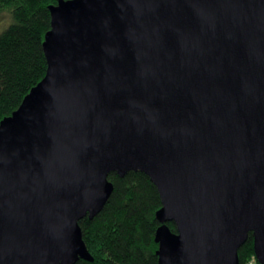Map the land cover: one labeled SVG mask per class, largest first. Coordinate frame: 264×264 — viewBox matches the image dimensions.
<instances>
[{"label": "water", "instance_id": "water-1", "mask_svg": "<svg viewBox=\"0 0 264 264\" xmlns=\"http://www.w3.org/2000/svg\"><path fill=\"white\" fill-rule=\"evenodd\" d=\"M0 120V264L92 261L78 221L144 173L157 264H264V0H59ZM172 222L175 232L167 223Z\"/></svg>", "mask_w": 264, "mask_h": 264}, {"label": "trees", "instance_id": "trees-1", "mask_svg": "<svg viewBox=\"0 0 264 264\" xmlns=\"http://www.w3.org/2000/svg\"><path fill=\"white\" fill-rule=\"evenodd\" d=\"M59 0H0V120L9 116L44 76L42 51L50 28L48 7ZM112 191L92 218L78 221L92 261L75 264H157L154 233L160 208L156 187L142 172L110 173ZM175 232L172 222L167 223ZM239 264L253 256L252 237L238 248Z\"/></svg>", "mask_w": 264, "mask_h": 264}, {"label": "built area", "instance_id": "built-area-1", "mask_svg": "<svg viewBox=\"0 0 264 264\" xmlns=\"http://www.w3.org/2000/svg\"><path fill=\"white\" fill-rule=\"evenodd\" d=\"M244 264H258V262L256 261L255 257L252 256L249 259H247V261Z\"/></svg>", "mask_w": 264, "mask_h": 264}]
</instances>
